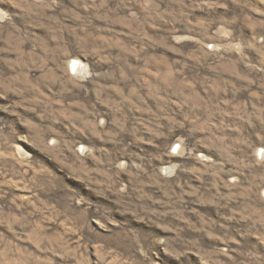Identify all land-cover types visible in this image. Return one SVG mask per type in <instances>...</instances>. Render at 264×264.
<instances>
[{
	"label": "rangeland",
	"instance_id": "374dc122",
	"mask_svg": "<svg viewBox=\"0 0 264 264\" xmlns=\"http://www.w3.org/2000/svg\"><path fill=\"white\" fill-rule=\"evenodd\" d=\"M0 264H264V0H0Z\"/></svg>",
	"mask_w": 264,
	"mask_h": 264
},
{
	"label": "bare ground",
	"instance_id": "6f19581e",
	"mask_svg": "<svg viewBox=\"0 0 264 264\" xmlns=\"http://www.w3.org/2000/svg\"><path fill=\"white\" fill-rule=\"evenodd\" d=\"M72 64V68H76L78 65V60H73V62H71Z\"/></svg>",
	"mask_w": 264,
	"mask_h": 264
}]
</instances>
